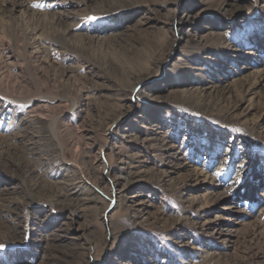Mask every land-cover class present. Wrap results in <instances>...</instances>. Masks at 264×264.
Returning a JSON list of instances; mask_svg holds the SVG:
<instances>
[{
    "label": "rangeland",
    "instance_id": "obj_1",
    "mask_svg": "<svg viewBox=\"0 0 264 264\" xmlns=\"http://www.w3.org/2000/svg\"><path fill=\"white\" fill-rule=\"evenodd\" d=\"M0 245L264 264V0H0Z\"/></svg>",
    "mask_w": 264,
    "mask_h": 264
},
{
    "label": "snow or ice",
    "instance_id": "obj_2",
    "mask_svg": "<svg viewBox=\"0 0 264 264\" xmlns=\"http://www.w3.org/2000/svg\"><path fill=\"white\" fill-rule=\"evenodd\" d=\"M91 20H94L95 18L93 17V18H90ZM3 248V245H0V249H2Z\"/></svg>",
    "mask_w": 264,
    "mask_h": 264
},
{
    "label": "trees",
    "instance_id": "obj_3",
    "mask_svg": "<svg viewBox=\"0 0 264 264\" xmlns=\"http://www.w3.org/2000/svg\"><path fill=\"white\" fill-rule=\"evenodd\" d=\"M246 187V186H245Z\"/></svg>",
    "mask_w": 264,
    "mask_h": 264
}]
</instances>
